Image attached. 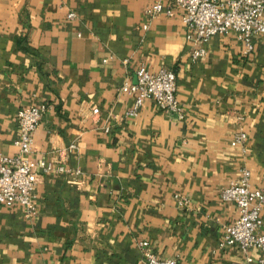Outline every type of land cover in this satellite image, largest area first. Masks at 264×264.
Listing matches in <instances>:
<instances>
[{"label":"crops","instance_id":"crops-1","mask_svg":"<svg viewBox=\"0 0 264 264\" xmlns=\"http://www.w3.org/2000/svg\"><path fill=\"white\" fill-rule=\"evenodd\" d=\"M153 2L0 0V155L18 152L17 111L46 104L30 158L72 173L38 176L34 215L0 204V264H138L140 241L181 264H248L219 247L237 218L219 192L242 169L264 179V34L249 54L233 32L212 37L192 62L182 12L166 0L172 15L150 17ZM140 66L173 70L182 119L152 101L126 117L119 89Z\"/></svg>","mask_w":264,"mask_h":264},{"label":"built area","instance_id":"built-area-1","mask_svg":"<svg viewBox=\"0 0 264 264\" xmlns=\"http://www.w3.org/2000/svg\"><path fill=\"white\" fill-rule=\"evenodd\" d=\"M174 8L182 12L185 40L192 44L190 60L195 62L205 56L204 45L215 36H225L229 32L237 35L244 46V54L253 50L255 36L264 34V0H172ZM144 13L150 17L172 15V9L166 6V0H154ZM74 13H68L67 19L73 20ZM142 29H148L143 25ZM126 63V61H125ZM134 83L120 87L119 92L132 97V105L126 111V117H136L138 110L146 101H152L162 111L178 119L183 118V110L176 99V75L173 70L160 68L152 73L144 66L135 70ZM46 104L29 105L17 111V138L14 145L18 152L14 156L0 155V204L5 207H22L26 215L36 213L33 191L40 174L70 173L63 161L51 164L43 160L30 158L33 134L43 114ZM95 111L96 107L92 106ZM105 133L110 126L105 125ZM247 136L244 132L236 134L231 146L240 147L245 153ZM75 149L71 144L68 151ZM78 170L73 174H79ZM222 202H229L237 209V218L223 229L219 242L220 248L237 246L245 255L248 264H264V231L261 213L264 211V179L259 187L250 185V172L242 169L238 178L230 181L219 192ZM178 204L185 206L187 201L174 195ZM142 258L138 264H181L174 258H159L149 247L148 242H138ZM258 253L257 258L251 252Z\"/></svg>","mask_w":264,"mask_h":264}]
</instances>
